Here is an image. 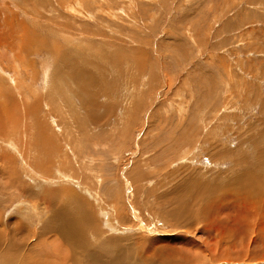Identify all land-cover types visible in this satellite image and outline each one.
<instances>
[{
  "label": "rangeland",
  "instance_id": "1",
  "mask_svg": "<svg viewBox=\"0 0 264 264\" xmlns=\"http://www.w3.org/2000/svg\"><path fill=\"white\" fill-rule=\"evenodd\" d=\"M77 202L117 264H264V0H0V264Z\"/></svg>",
  "mask_w": 264,
  "mask_h": 264
},
{
  "label": "bare ground",
  "instance_id": "2",
  "mask_svg": "<svg viewBox=\"0 0 264 264\" xmlns=\"http://www.w3.org/2000/svg\"><path fill=\"white\" fill-rule=\"evenodd\" d=\"M248 174H245L247 176V178L245 177L246 179H248ZM255 177H256V175H255ZM242 178H244V177H242ZM254 180H256V178ZM244 182H245V186L244 187H246V185H247L246 183H248V180H247V182L246 181H244ZM258 185H260V184H258ZM23 186H22V189L20 190L21 193H23L24 195L29 193V195H31L30 189L26 190V188H24ZM247 186H249V185H247ZM248 188H246V189H248ZM248 191H250V190H248ZM197 194L194 197L195 201H197V200L199 201V200L202 199V196L199 195V194L197 195ZM44 199L46 200V198H44ZM59 200L61 202H63L62 205H65L68 202H71V200L68 199L65 195H61L59 197ZM191 200H193L192 197H191ZM47 201H46V203H48ZM195 201L193 200V202H195ZM50 204L52 206L51 202H49V205ZM49 205H47V206H49ZM62 205L61 206H57L58 208L53 210L52 215L49 218H47L48 219L47 221H45V222L42 221V222H44V226L41 227L42 229H40L39 232L38 231L36 232L37 234H42V233H44L46 231H53V233H55V234H53V237H56L55 239L52 238L50 240V242L49 241L48 242H46V241L44 242L45 246L47 244H49L51 246L50 247L51 248V252L54 254V257L55 258H59L60 257L61 260L63 261L62 264H117V263H119V262H117L116 258L114 259V256L117 255L116 252H115V248H114V250L111 249L113 247H111L110 249L106 248V244L109 242V240L114 241L113 239L105 238L107 240H104L100 236V235H103V234L99 235V233L97 231H94L93 234H91L88 237H86L87 232L83 231L85 228L83 229L81 226H79L76 223L77 221L74 219V217H76L77 219H81L82 218L81 217V215L83 213L82 212L83 211L82 210V205H80L77 202L76 205L73 206L74 208H73V212L72 213H69V211L66 208L62 207ZM69 205L71 207V204H69ZM44 208L46 209V207H44ZM48 208H51V207H48ZM41 225H42V223H41ZM33 234H35V233H33ZM57 236H59L60 239ZM88 239H90V240H88ZM91 240L94 242V245L90 244ZM88 241H90V242H88ZM115 241H117V240H115ZM89 245H93V246H96V247H94V249H93V247L91 248ZM56 246L58 247V250L52 251L53 247L57 248ZM47 251H48V249H47ZM52 253H51V255H52ZM44 260H46V259H44Z\"/></svg>",
  "mask_w": 264,
  "mask_h": 264
}]
</instances>
